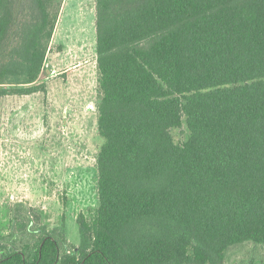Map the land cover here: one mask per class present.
Listing matches in <instances>:
<instances>
[{
    "label": "trees",
    "instance_id": "1",
    "mask_svg": "<svg viewBox=\"0 0 264 264\" xmlns=\"http://www.w3.org/2000/svg\"><path fill=\"white\" fill-rule=\"evenodd\" d=\"M26 2L0 0V97L46 92L60 4ZM96 50L98 208L79 245L12 221L0 264H223L264 246V0H96Z\"/></svg>",
    "mask_w": 264,
    "mask_h": 264
},
{
    "label": "rangeland",
    "instance_id": "2",
    "mask_svg": "<svg viewBox=\"0 0 264 264\" xmlns=\"http://www.w3.org/2000/svg\"><path fill=\"white\" fill-rule=\"evenodd\" d=\"M56 3L59 17L39 79L46 92L0 97V237L20 235L12 221L31 219L30 229L39 222L79 245L78 218L93 217L99 205L96 159L104 142L98 130L96 0ZM172 135L176 143L189 138L185 120ZM223 264H264V246L234 245Z\"/></svg>",
    "mask_w": 264,
    "mask_h": 264
}]
</instances>
